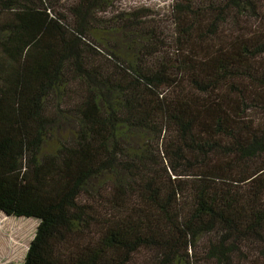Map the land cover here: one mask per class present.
Instances as JSON below:
<instances>
[{"label":"trees","instance_id":"1","mask_svg":"<svg viewBox=\"0 0 264 264\" xmlns=\"http://www.w3.org/2000/svg\"><path fill=\"white\" fill-rule=\"evenodd\" d=\"M123 1L0 0L16 264H264V0Z\"/></svg>","mask_w":264,"mask_h":264},{"label":"rangeland","instance_id":"2","mask_svg":"<svg viewBox=\"0 0 264 264\" xmlns=\"http://www.w3.org/2000/svg\"><path fill=\"white\" fill-rule=\"evenodd\" d=\"M172 0H124L122 8L138 7L155 10L162 16ZM162 12V13H161ZM39 222L35 219L8 217L0 212V264H16L24 261L36 235Z\"/></svg>","mask_w":264,"mask_h":264}]
</instances>
